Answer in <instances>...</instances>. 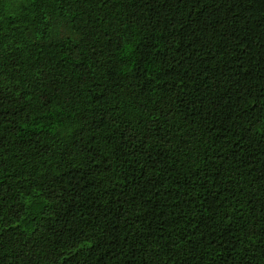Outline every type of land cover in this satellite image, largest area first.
<instances>
[{
    "label": "trees",
    "instance_id": "1",
    "mask_svg": "<svg viewBox=\"0 0 264 264\" xmlns=\"http://www.w3.org/2000/svg\"><path fill=\"white\" fill-rule=\"evenodd\" d=\"M0 264H264V0H0Z\"/></svg>",
    "mask_w": 264,
    "mask_h": 264
}]
</instances>
